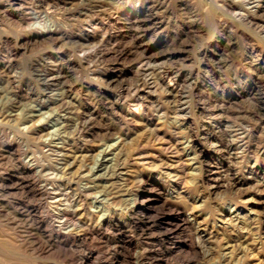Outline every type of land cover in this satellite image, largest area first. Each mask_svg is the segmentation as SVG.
<instances>
[{"label": "rangeland", "instance_id": "374dc122", "mask_svg": "<svg viewBox=\"0 0 264 264\" xmlns=\"http://www.w3.org/2000/svg\"><path fill=\"white\" fill-rule=\"evenodd\" d=\"M0 106V264H264V0H0Z\"/></svg>", "mask_w": 264, "mask_h": 264}, {"label": "bare ground", "instance_id": "6f19581e", "mask_svg": "<svg viewBox=\"0 0 264 264\" xmlns=\"http://www.w3.org/2000/svg\"><path fill=\"white\" fill-rule=\"evenodd\" d=\"M83 1H84V0H83ZM34 9H35V8H34ZM54 10H55V9H54ZM31 11H32V10H31ZM55 11H56V10H55ZM34 13H35V12H34ZM36 16H37L36 18H38V15H36ZM42 21H43V20H42ZM48 26H49V25H48ZM49 27H50V26H49ZM49 27H48V28H49ZM57 27H58V26H57ZM36 28H38V27H36ZM43 28H45V27H43ZM54 29H55V28H54ZM54 29H53V30H54ZM37 30H38V29H37ZM50 30H51V29H50ZM86 51H87V50H86ZM51 60H52V59H51ZM52 61H53V60H52ZM53 62H54V61H53ZM55 66H56V65H55ZM55 68H56V67H55ZM50 71H51V70H50ZM44 73H45V72H44ZM42 74H43V73H42ZM46 74H48V73H46ZM58 75H61V74L59 73ZM58 75H57V76H58ZM52 77H53V76H52ZM62 77H63V76H62ZM46 78H47V80H48V79L50 80V77L46 76ZM46 78H45V79H46ZM51 79H53V78H51ZM47 80H46V81H47ZM42 81H43V80H42ZM172 81H173V80H172ZM43 82H44V81H43ZM54 82H55V81H54ZM49 83H50V82H49ZM45 84H46V83H45ZM54 84H55V83H54ZM55 85H56V84H55ZM46 90H47V89H46ZM47 94H48V93H47ZM8 100H9V99H8ZM11 100H12V99H11ZM11 100H10V101H11ZM19 100H20V99H19ZM10 101H9V102H10ZM2 103H3V102H2ZM13 105H14V104H13ZM2 106H3V105H2ZM0 107H1V106H0ZM5 107H6V105H5ZM0 109H1V108H0ZM5 111H6V110H5ZM0 113H1V110H0ZM1 115H2V114H1ZM1 115H0V116H1ZM0 118H1V117H0ZM10 119H11V118H10ZM40 119H41V118H40ZM7 122H8V121H7ZM84 124H86V121H85ZM85 126H86V125H85ZM85 126H84V127H85ZM80 127H81V126H80ZM80 127H79V128H80ZM81 130H82V129H81ZM23 133H24V132H23ZM28 133H29V132H28ZM38 135H39V134H38ZM173 135H174V134H173ZM173 140H174V139H173ZM227 142H228V141H227ZM43 143H44V142H43ZM44 145H45V144H44ZM48 145H49V144H48ZM163 146H164V145H163ZM45 147H46V146H45ZM49 147H50V146H49ZM176 148H177V147H176ZM22 149H23V148H22ZM48 149H49V148H48ZM117 150H118V149H117ZM28 151H29V150H28ZM55 151H56V149H55ZM60 151H61V150H60ZM26 152H27V151H26ZM40 152H41V151H40ZM58 153H60V152L58 151ZM58 153H57V154H58ZM83 153H84V152H83ZM83 153L81 154L82 156H83ZM141 153H142V152H141ZM25 154H26V153H25ZM62 154H63V153H62ZM123 154H124V153H122V155H123ZM198 154H199V153H198ZM32 155H34V153H33ZM41 155H42V154H41ZM140 155H141V154H140ZM79 156H80V155H79ZM28 157H29V156H28ZM60 157H61V155H60ZM83 157H84V156H83ZM26 158H27V157H26ZM35 158H36V157H35ZM81 158H82V157H81ZM108 158H109V157H108ZM111 158H112V157H111ZM41 159H42V158H41ZM228 159H229V158H228ZM35 160H36V159H35ZM35 160H34V162H35ZM103 160H105V159H103ZM103 160H102V161H103ZM107 160H108V159H107ZM120 160H121V159H120ZM99 161H101V160L99 159ZM99 161H98V162H99ZM27 162H28V161H27ZM34 162H33V163H34ZM119 162H120V161H119ZM181 162H182V161H181ZM69 163H70V162H69ZM71 163H72V162H71ZM116 163H117V161H116ZM172 163H173V162H172ZM26 164H27V163H26ZM34 164H35V163H34ZM173 164H174V163H173ZM66 165H67V164H66ZM103 165H104V164H103ZM107 165H108V163H107ZM116 165H117V164H115V166H116ZM179 165H180V164H179ZM30 166H31V165H30ZM35 166H36V165H35ZM41 166H42V165H41ZM69 166H70V165H69ZM78 166H79V165H78ZM97 166H98V164H97ZM111 166H113V165H111ZM122 166H123V165H122ZM170 166H171V165H170ZM183 166H184V165H183ZM183 166H182V167H183ZM49 167H50V166H49ZM42 168H43V167H42ZM42 168H41V169H42ZM52 168H53V167H52ZM55 168H56V167H55ZM104 168H105V166H104ZM113 168H114V167H113ZM123 168H124V167H123ZM169 168H170V167H169ZM175 168H177V167H175ZM50 169H51V168H50ZM68 169H70V168H68ZM82 169H83V168H82ZM37 170H40V168L37 169ZM37 170H35V171H37ZM45 170H46V169H45ZM66 170H67V169H66ZM101 170H102V169H101ZM112 170H113V169H112ZM114 170H115V169H114ZM51 171H52V170H51ZM84 171H85V170H84ZM43 172L45 173L46 171H43ZM43 172H42V173H43ZM72 172H73V171H72ZM85 172H86V171H85ZM49 173H50V172H49ZM81 173H82V172H81V170H80V174H81ZM87 173H88V172H87ZM102 173H105V172H102ZM39 174H40V173H39ZM47 174H48V173H47ZM67 174H68V173H67ZM82 174H84V173H82ZM88 174H89V173H88ZM114 174H115V172H114ZM116 174H117V173H116ZM40 175H41V174H40ZM78 175H79V174H78ZM84 175H86V174H84ZM100 175H101V174H100ZM109 175H110V174H109ZM117 175H118V174H117ZM52 176H53V175H52ZM65 176H66V175H65ZM106 176H107V175H106ZM112 176H114V175H112ZM24 177H25V176H24ZM82 177H83V175H82ZM95 177H96V176H95ZM46 178H47V177H46ZM76 178H77V177H76ZM54 179H58V178H54ZM175 180H176V179H175ZM45 187H46V186H45ZM50 187H51V186H50ZM49 189H50V188H49ZM52 189H54V187H53ZM70 189H71V188H70ZM87 189H88V188H87ZM54 190H55V189H54ZM54 190H53V191H54ZM84 190H85V189H84ZM53 191H52V192H53ZM86 191H87V190H86ZM80 192H81V190H80ZM80 192H79V193H80ZM62 193H63V192H62ZM49 194H50V193H49ZM61 196H63V195H61ZM75 196H76V195H75ZM75 196H74V197H75ZM84 196H86V195H84ZM53 197H54V196H53ZM79 197H80V196H79ZM51 199H52V198H51ZM64 199H65V198H64ZM77 199H78V198H76V200H77ZM81 199H82V198H81ZM85 199H86V198H85ZM57 200H59V199H57ZM72 200H73V199H72ZM74 200H75V199H74ZM83 200H84V199H83ZM62 201H63V200H62ZM62 201H61V202H62ZM64 201H65V200H64ZM67 202H68V201H67ZM76 202H77V201H76ZM84 202H85V201H84ZM82 203H83V202H82ZM57 204H58V202H57ZM60 204H61V203H60ZM62 204H63V203H62ZM76 204H77V203H76ZM78 204H79V203H78ZM53 205H54V204H53ZM55 205H56V204H55ZM66 205H67V204H66ZM68 205H69V204H68ZM48 206H49V205H48ZM56 206H57V205H56ZM62 206H64V205H62ZM69 206H71V204H70ZM51 207H52V206H51ZM73 207H74V206H73ZM73 207H72V208H73ZM47 208H48V207H47ZM53 208H54V207H53ZM77 209H78L79 211H81V214H84V209H87V208H85V207L83 206V204H82V205H80ZM63 211H64V210H63ZM66 211H67V210H66ZM193 211H194V210H193ZM54 212H55V211H54ZM56 212H57V211H56ZM62 213H63V212H62ZM65 213H66V212H65ZM54 214H55V213H54ZM54 214H53V215H54ZM57 214H59V213H57ZM87 214H88V213H87ZM5 215H6V214H5ZM53 215H52V216H53ZM59 216H60V215H59ZM67 216H68V215H67ZM67 216H65V217H67ZM72 216H73V214H72ZM60 217H61V216H60ZM58 218H59V217H58ZM67 218H68V217H67ZM55 219H56V218H55ZM81 219H82V218H81ZM65 220H66V219H65ZM71 220H72V219H70V221H71ZM76 220H77V219H76ZM59 221H61V219H60ZM79 221H80V220H79ZM83 221H84V220H83ZM77 222H78V220H77ZM197 222H200V221H197ZM73 223H74V222H73ZM200 223H201V222H200ZM200 223H199V224H200ZM53 224H54V223H53ZM53 224H50V225H53ZM71 224H72V223H71ZM14 225H15V224H14ZM48 225H49V224H48ZM50 225H49V226H50ZM58 225H59V224H58ZM67 225H68V224H67ZM72 225H73V224H72ZM72 225H71V226H72ZM85 225H86V224H85ZM68 226H70V225H68ZM202 226H203V225H202ZM46 227H47V226H46ZM57 227H58V226H57ZM198 227H199V226H198ZM198 227H197V228H198ZM204 227H205V226H204ZM49 228H50V227H49ZM58 228H59V227H58ZM70 228H71V227H70ZM52 229H53V228H52ZM61 229H62V228H61ZM48 230H49V229H48ZM74 231H75V230H74ZM57 232H58V231H57ZM50 233H51V232H50ZM69 234H70V233H69ZM74 235H75V234H74ZM217 235H218V234H217ZM56 236H58V235H56ZM61 236H62V235H61ZM68 236H69V235H68ZM200 236L202 237V235H200ZM200 236H199V237H200ZM49 237H50V236H49ZM59 237H60V236H59ZM65 237H66V236H65ZM215 237H216V236H215ZM202 238H203V237H202ZM217 239H218V238H217ZM203 240H204V238H203ZM205 240H206V239H205ZM214 240H215V239H214ZM49 241H50V240H49ZM201 242H202V241H201ZM204 242H205V241H204ZM59 243H60V241H59ZM204 245H205V244H204ZM24 246H25V245H24ZM23 248H24V247H23ZM54 249H55V248H54ZM58 249H59V248H58ZM38 251H39V250H38ZM225 260H226V259H225Z\"/></svg>", "mask_w": 264, "mask_h": 264}]
</instances>
